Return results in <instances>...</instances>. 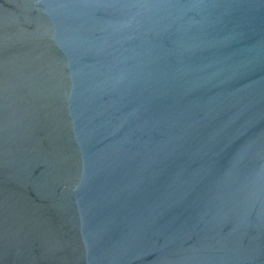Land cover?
<instances>
[{"label": "water", "instance_id": "95a60500", "mask_svg": "<svg viewBox=\"0 0 264 264\" xmlns=\"http://www.w3.org/2000/svg\"><path fill=\"white\" fill-rule=\"evenodd\" d=\"M0 264H264V0H0Z\"/></svg>", "mask_w": 264, "mask_h": 264}]
</instances>
